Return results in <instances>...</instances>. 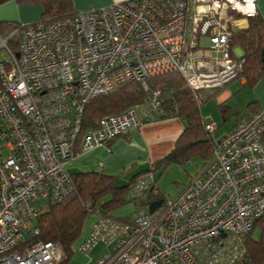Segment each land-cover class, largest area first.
I'll list each match as a JSON object with an SVG mask.
<instances>
[{
  "label": "built area",
  "instance_id": "built-area-1",
  "mask_svg": "<svg viewBox=\"0 0 264 264\" xmlns=\"http://www.w3.org/2000/svg\"><path fill=\"white\" fill-rule=\"evenodd\" d=\"M255 1L123 0L0 33V264H61L58 244L30 241L39 233L32 223L73 190L68 165L78 143L82 151L107 145L161 101L156 92L80 137L85 105L128 84L147 89L151 77L172 71L193 91L225 88L244 68L231 45L234 12ZM205 123L211 134L218 129ZM153 170L129 193L163 204L136 208L129 222L100 216L81 251L112 245L95 264L247 261V236L264 214V112L243 117L215 142L209 167L176 199L161 197Z\"/></svg>",
  "mask_w": 264,
  "mask_h": 264
},
{
  "label": "trees",
  "instance_id": "trees-1",
  "mask_svg": "<svg viewBox=\"0 0 264 264\" xmlns=\"http://www.w3.org/2000/svg\"><path fill=\"white\" fill-rule=\"evenodd\" d=\"M53 1H55L56 11L47 10L49 16L42 19L43 21H51L75 13L72 9V0ZM234 14L236 17H246L249 20L247 28H231V45L232 50L235 46L242 48L244 54L241 60L244 61V68L241 77L247 78L249 86H253L264 75V20L258 13L245 15L234 12ZM15 26L7 31L3 26L4 34L10 33ZM11 44L17 51V40H12ZM156 92H159L161 105L148 120L179 117L185 124V129L179 136L174 149L156 162V169H167L171 164L188 165L197 157L208 162L212 161L215 142L212 134L205 128V122L208 120H205L202 115L203 101L200 99V91H193L178 71L151 77L147 89L138 83H132L110 94L90 100L84 107L80 137L88 129L96 128L104 116L118 114L131 107L142 106ZM253 104L255 103L250 105ZM150 170L151 168L142 174ZM142 174L127 185H119L115 177L97 171L70 174L74 183L73 190L61 202L49 204L46 209H43L37 218L39 233L31 237L30 241H51L58 244L63 252L61 264H66L74 254L75 245L81 237L88 216L97 215L96 222L102 216L129 222L131 217H116L113 211L129 202H134L137 208L145 207L152 202V195L142 197L141 200H134L130 196L131 187ZM155 181L157 183L156 178ZM161 195V197H167L163 192ZM257 229H261V236L254 239L253 234ZM246 243L248 258L242 264H264V214L257 220L254 229L247 236Z\"/></svg>",
  "mask_w": 264,
  "mask_h": 264
},
{
  "label": "crops",
  "instance_id": "crops-1",
  "mask_svg": "<svg viewBox=\"0 0 264 264\" xmlns=\"http://www.w3.org/2000/svg\"><path fill=\"white\" fill-rule=\"evenodd\" d=\"M119 1L123 0H72V9L75 12L86 11L91 8L105 7ZM241 9L245 15L258 13L264 20V0H256L254 4H242ZM248 25L249 20L246 17H236L232 23V28L244 29ZM233 52L238 59H241L244 54L240 46H235ZM246 87L249 88L252 94L247 104L248 110L236 117L235 122L230 125L231 127L228 131L219 136L218 141L243 117L264 112V75L253 86H249L247 78L242 76L221 90H204L209 91V93L202 99L201 106L203 107V104L208 102L209 99L214 100L219 107L223 120L222 125H226L231 120L230 116L233 112V107L230 105L232 104L231 101L237 94L247 90ZM251 103L255 104L250 105ZM202 107L201 111L205 120L218 122L217 118L211 115H204ZM139 114L142 123L140 126L132 129L127 135L110 141L107 145L99 146L91 151H82L81 144H78L76 156L68 165V172L73 174L74 172H70L71 169H79L80 171L77 172L97 171L115 177L119 185H127L149 168L154 167L153 172L158 171L155 165L156 162L163 159L174 149L179 136L185 129V124L179 117L148 120L143 111ZM219 127L220 124L218 129ZM156 180L158 185V179L156 178ZM114 211L113 215L116 217H131L132 215L117 216ZM257 230L259 231V237H254L253 234L254 239H258L261 236V229Z\"/></svg>",
  "mask_w": 264,
  "mask_h": 264
},
{
  "label": "rangeland",
  "instance_id": "rangeland-1",
  "mask_svg": "<svg viewBox=\"0 0 264 264\" xmlns=\"http://www.w3.org/2000/svg\"><path fill=\"white\" fill-rule=\"evenodd\" d=\"M54 4L55 1L53 0H0V33L4 34L5 31L10 30L12 26L20 23L36 22L46 18L49 16L47 10H51L52 12L56 11ZM50 5H52V7ZM3 26L6 27L5 31H3ZM202 42L207 43V39L203 38ZM246 88L247 90H243L241 93L237 94L231 101L232 104L230 105L233 107V112L230 116L231 120L227 122L226 125L223 124L225 127L222 125L223 120L216 102L209 99L208 102L203 104L202 110L204 115H211L214 118H217L220 124L219 129L212 133V138L215 142L218 141L220 135H223L229 130L231 127L230 125L235 122L237 116L241 115L242 112H246L245 110H248L247 104L249 103L252 94L249 88ZM207 93H209V91H200V99L202 100ZM4 155L8 156V151H4ZM212 161L208 162L201 157H197L188 165L171 164L167 169H158V171H155L156 174L155 172H152V174L154 178L158 179V186L163 194H165L167 198L174 200L190 184L193 178L202 174L209 167ZM77 171L80 170H70V172L74 173ZM136 208L134 202H129L124 206L117 208L114 212L117 216H129L136 210ZM96 221L97 215L91 214L86 218L81 237L75 245L74 254L66 264H95L106 254L114 252L113 246L105 241H101L88 253L80 250L79 247L90 236L91 230L95 226ZM37 225L38 220L35 219L32 226L36 227ZM25 234L30 237L27 230H25ZM254 237H259L258 230H255Z\"/></svg>",
  "mask_w": 264,
  "mask_h": 264
},
{
  "label": "water",
  "instance_id": "water-1",
  "mask_svg": "<svg viewBox=\"0 0 264 264\" xmlns=\"http://www.w3.org/2000/svg\"><path fill=\"white\" fill-rule=\"evenodd\" d=\"M163 204V199L160 198L158 200H154L150 203L149 209L151 212H154L158 207H160Z\"/></svg>",
  "mask_w": 264,
  "mask_h": 264
}]
</instances>
